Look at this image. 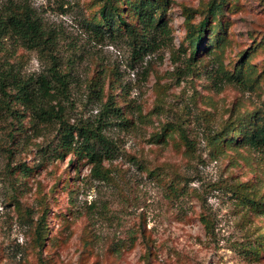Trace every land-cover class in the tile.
Listing matches in <instances>:
<instances>
[{"label":"rangeland","instance_id":"374dc122","mask_svg":"<svg viewBox=\"0 0 264 264\" xmlns=\"http://www.w3.org/2000/svg\"><path fill=\"white\" fill-rule=\"evenodd\" d=\"M208 1L170 0L171 43L132 59L126 42L99 41L86 29L96 0H0V10L28 4L56 36V55L71 75L66 119L105 124L107 140L96 145L107 157L92 172L85 158L55 157L59 125L36 124L14 103L0 111V264H264V207L235 193L264 198V153L240 136L211 142L264 104V0H225L221 27L208 31L198 63L188 65L184 10ZM0 66L22 78L46 67L14 39L0 43ZM217 69L252 89L221 81ZM112 101L122 119L102 112ZM43 214L48 234L39 246Z\"/></svg>","mask_w":264,"mask_h":264},{"label":"trees","instance_id":"16d2710c","mask_svg":"<svg viewBox=\"0 0 264 264\" xmlns=\"http://www.w3.org/2000/svg\"><path fill=\"white\" fill-rule=\"evenodd\" d=\"M215 1L209 0L204 6L194 10H184V41L191 50L186 61L188 65L198 63L195 54L204 40L208 39V31L212 32L221 27L218 17L224 12L225 0ZM96 2L98 4L96 15L86 21V29L97 40L126 42L132 59H142L171 43L172 29L166 19L170 0H96ZM195 12L202 16L198 22H194L192 13ZM55 37L51 31L45 29L34 9L28 4H12L0 10V43L5 39H14L25 49L36 50L46 65L42 73L29 78H22L13 73L12 69L0 66V111L3 109L9 111L11 103H14L28 111L36 124L59 125L60 145L54 153L55 157L62 160L65 156L74 154L78 158H85L92 165L91 171L96 172L101 169L103 158L107 157V154L96 149L98 143H107L101 134L105 124L89 127L85 124L68 123L65 112L66 106L70 104L71 75L61 68L55 50ZM214 42L219 47L223 39L215 37ZM175 59H179L178 56ZM243 67L244 65L239 68L240 72ZM215 74L221 81L242 89H252V86L239 75L219 69ZM92 82L95 89L92 91L96 94V78ZM15 112L11 111L12 116L16 115ZM102 112L106 116L110 114L115 119L123 118L114 101L108 102ZM103 120L101 118L98 121L102 123ZM179 136L182 141H186L184 134ZM238 136L246 148L264 153V104L257 102L254 112L236 116L235 121L222 126L212 136L211 142L220 147L225 141L234 142ZM235 193L239 200L246 201L247 205L264 207V198L255 193L252 198L240 189ZM44 215L35 228V240L39 246L44 244L48 234ZM201 222L209 231L211 226L209 221L201 217ZM262 245L251 252V255L260 252Z\"/></svg>","mask_w":264,"mask_h":264}]
</instances>
